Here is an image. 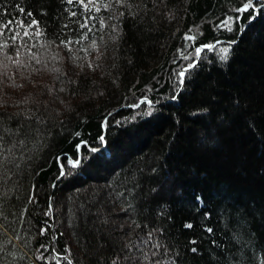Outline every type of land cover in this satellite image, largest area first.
<instances>
[{"label":"trees","instance_id":"1","mask_svg":"<svg viewBox=\"0 0 264 264\" xmlns=\"http://www.w3.org/2000/svg\"><path fill=\"white\" fill-rule=\"evenodd\" d=\"M0 264H264V0H0Z\"/></svg>","mask_w":264,"mask_h":264},{"label":"snow or ice","instance_id":"2","mask_svg":"<svg viewBox=\"0 0 264 264\" xmlns=\"http://www.w3.org/2000/svg\"><path fill=\"white\" fill-rule=\"evenodd\" d=\"M247 5H245V7L244 8H242V9H239V11H245L246 9H247ZM227 21H225L224 22V24H225V26H227ZM7 25H5V27H6ZM29 27H30V25H29ZM189 39H191V37L189 38ZM63 43V42H62ZM206 47H215L214 45H209V46H206ZM200 51H201V49L198 47V48H196L195 49V54L196 55H199L200 54ZM223 53H224V55H222L221 56V59L223 60V59H226L227 58V53H228V48H224V49H222L221 50ZM185 59H186V57H185ZM194 67H196V63L195 62H193V63H191V64H189L188 65V69H191V68H194ZM186 72H187V69H184V70H181L179 73H178V79H179V83L180 84H183L184 82H185V79H186ZM65 173L63 172V171H61V176H63ZM199 199V198H198ZM186 227H191V225H186ZM209 231H211V229H209ZM193 251H195V249H193Z\"/></svg>","mask_w":264,"mask_h":264}]
</instances>
